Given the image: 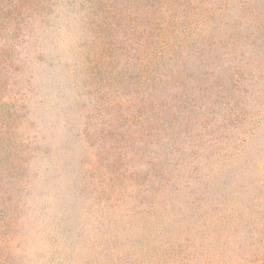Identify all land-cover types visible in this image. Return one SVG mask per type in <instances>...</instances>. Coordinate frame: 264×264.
Here are the masks:
<instances>
[{
	"label": "rangeland",
	"instance_id": "1",
	"mask_svg": "<svg viewBox=\"0 0 264 264\" xmlns=\"http://www.w3.org/2000/svg\"><path fill=\"white\" fill-rule=\"evenodd\" d=\"M0 264H264V0H0Z\"/></svg>",
	"mask_w": 264,
	"mask_h": 264
}]
</instances>
